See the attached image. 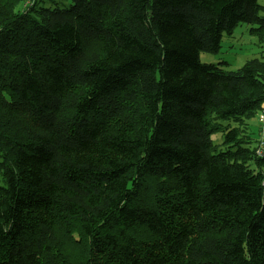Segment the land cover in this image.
I'll return each instance as SVG.
<instances>
[{"label": "trees", "instance_id": "16d2710c", "mask_svg": "<svg viewBox=\"0 0 264 264\" xmlns=\"http://www.w3.org/2000/svg\"><path fill=\"white\" fill-rule=\"evenodd\" d=\"M50 1L0 0V264H264V59L200 58L264 5Z\"/></svg>", "mask_w": 264, "mask_h": 264}, {"label": "rangeland", "instance_id": "374dc122", "mask_svg": "<svg viewBox=\"0 0 264 264\" xmlns=\"http://www.w3.org/2000/svg\"><path fill=\"white\" fill-rule=\"evenodd\" d=\"M59 1L63 6H69L71 0H55ZM27 4H32L34 0H26ZM55 2H47L45 5L53 6ZM259 2L264 5V0H259ZM264 15V11L261 13ZM258 56L264 59V42L259 40V37L250 31V28L247 23H242L237 26L233 35L225 34L222 40V48L219 53L212 54L208 52H203L200 55V58L203 62H214L218 63L221 60L228 62V65L225 64L224 67L227 70H236L243 66L246 61L250 58ZM252 130L256 138L261 134V126L258 125L257 115L254 119L251 120ZM212 139L216 145H220L219 148H224L223 144V134L221 132H215L212 134ZM0 185H6L1 172H0Z\"/></svg>", "mask_w": 264, "mask_h": 264}, {"label": "built area", "instance_id": "2783aa9c", "mask_svg": "<svg viewBox=\"0 0 264 264\" xmlns=\"http://www.w3.org/2000/svg\"><path fill=\"white\" fill-rule=\"evenodd\" d=\"M258 121H259V125L261 126V134H260V139H259L258 152L263 153L264 152V102L258 114Z\"/></svg>", "mask_w": 264, "mask_h": 264}]
</instances>
